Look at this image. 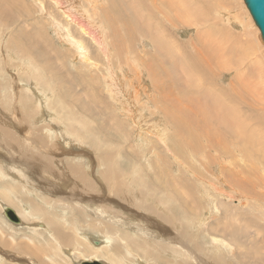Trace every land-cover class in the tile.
Wrapping results in <instances>:
<instances>
[{
	"label": "rangeland",
	"instance_id": "obj_1",
	"mask_svg": "<svg viewBox=\"0 0 264 264\" xmlns=\"http://www.w3.org/2000/svg\"><path fill=\"white\" fill-rule=\"evenodd\" d=\"M163 1L0 0V206L24 223L0 207V264H264V42L243 0ZM157 43L188 56L166 68ZM204 54L205 75L190 59ZM163 80L189 89L177 97L196 123L188 101L215 85L238 142L218 155L192 131L185 141L162 114V93L175 95ZM173 134L187 158L163 142Z\"/></svg>",
	"mask_w": 264,
	"mask_h": 264
},
{
	"label": "bare ground",
	"instance_id": "obj_2",
	"mask_svg": "<svg viewBox=\"0 0 264 264\" xmlns=\"http://www.w3.org/2000/svg\"><path fill=\"white\" fill-rule=\"evenodd\" d=\"M160 1H162L163 3H164V1L163 0H160ZM154 2H155V0H154ZM165 2H168V0H165ZM1 3H2V8H3V6H7L8 8L7 9H10V8H12L13 7V0H1ZM159 3V2H158ZM244 3V2H243ZM160 4V3H159ZM1 5V4H0ZM245 5V4H244ZM246 7V6H245ZM24 8V7H23ZM101 8V7H100ZM26 9V8H25ZM0 10H2V9H0ZM2 13V11H0V14ZM165 15V14H164ZM174 15V14H173ZM176 16V15H175ZM178 16V15H177ZM251 16V15H250ZM88 20L90 21V20H92V19H89L88 18ZM109 20V19H108ZM86 22V21H85ZM96 22V21H95ZM254 22V21H253ZM88 24H89V22H88ZM94 24V23H93ZM255 24V23H254ZM91 26V25H90ZM257 27V26H256ZM83 29V28H82ZM84 31V30H83ZM85 32V31H84ZM135 32V31H134ZM134 32H133V34H134ZM99 34V33H98ZM133 34L132 35H129V36H133ZM259 35H260V32H259ZM29 36V35H28ZM31 36V35H30ZM100 36V35H99ZM102 36V35H101ZM202 37V36H201ZM101 38H103V37H101ZM16 40V39H15ZM101 41H102V45H103V43H104V45H106V42H105V40L104 39H101ZM205 41V40H204ZM202 42V41H201ZM10 44V43H9ZM11 46V45H10ZM107 46V45H106ZM82 46L79 44L78 45V48H80L78 51H80V52H82L81 51V48ZM166 47H171V48H173V49H175L174 48V46L173 45H171V44H167V43H165V44H155V46H154V54H156V55H164L165 56V58H166V63H168L167 64V66H166V68L168 67V65L169 64H177V63H182V62H184V61H182L181 60V58H184V54H185V56L187 57L188 56V51L187 50H183L182 48H180V55H182V56H180L181 58H180V60H179V58H178V56L177 55H173V53H168V52H165V48ZM201 47V46H200ZM167 49V48H166ZM172 49V50H173ZM205 49V50H204ZM166 51H168V49L166 50ZM173 51H175V50H173ZM205 51H207L208 53H211V50L209 49L208 50V47L206 46V47H201V49L200 48H198L197 49V53H198V55L200 54V52H203V53H205ZM175 52H177V51H175ZM11 53V52H10ZM105 53V52H104ZM202 53V54H203ZM9 54V53H8ZM108 54V53H107ZM175 54V53H174ZM151 55V54H150ZM212 55V54H211ZM149 56V55H148ZM177 56V57H176ZM213 56V55H212ZM200 57H201V55L200 56H198L197 58L196 57H192V58H190L191 59V63H193L192 64V66L191 67H193V68H198L201 72H203L204 73V75L205 74H207V73H210L209 72V69L211 70V68H213V65L212 66H208V65H210V64H212L210 61H208L207 60V57L205 56V54L203 55V61H202V63H201V60H200ZM213 58H214V65H215V68L216 67H218V63L216 62V60H215V57L213 56ZM146 59H148V58H146ZM145 61H148V60H145ZM142 62H144V61H142ZM32 63V62H31ZM138 63V62H137ZM150 63V62H149ZM151 63H154V62H151ZM151 63H150V65H151ZM158 63H160V65L161 64H166V63H162V61L160 60ZM180 63V64H181ZM205 63H206V65H205ZM145 65H146V63H145ZM156 65V64H155ZM189 65V64H188ZM187 65V66H188ZM137 66V65H136ZM223 66V64L220 66V67H222ZM112 67V66H111ZM110 67V68H111ZM120 67V66H119ZM181 67V66H180ZM183 67H185V64L183 65ZM219 67V68H220ZM150 68H152L151 66H150ZM158 68L160 69V71L162 72V74L164 75V77H165V79H166V82H168L169 80H170V78H167V75H166V69H164L162 66H161V68L158 66ZM209 68V69H208ZM122 69V68H121ZM183 70V69H182ZM139 71H140V69H139ZM139 71H138V73H139ZM189 71V70H188ZM199 71V72H200ZM195 72V71H194ZM193 72V73H194ZM201 72H200V76H202L201 75ZM137 73V74H138ZM159 74V72H158V70L156 69L155 70V68H152L151 69V74ZM116 74V73H115ZM140 74V73H139ZM138 74V75H139ZM185 74L187 75V76H189L190 77V75H189V73L188 72H185ZM192 74V73H191ZM111 75V74H110ZM154 75H153V78H154ZM212 75V74H211ZM141 76H142V74H141ZM158 76V75H157ZM156 75H155V77H157ZM195 76V75H194ZM169 77V76H168ZM152 78V77H151ZM188 78V77H187ZM203 78V77H202ZM191 79V77L190 78H188V80H190ZM205 78H203V80H204ZM109 80H111V79H109ZM114 80V79H113ZM152 80V79H151ZM209 79H207V81H208ZM207 81H203L204 82V88H205V90H204V98L203 99H201L200 98V100L201 101H198L197 102V99H196V97H195V103H193L194 101H192V100H189L188 101V104H190V106H192V108H193V111H195V113H196V116H197V114L198 115H200L199 116V118H198V120H197V123H196V121H195V116L190 120L189 119V117H188V115H189V111L188 112H186L185 110H183L182 109V107H181V99H180V97H177V96H183L184 94L186 95L187 93H189V89L187 90V91H185L184 93H183V90H182V88L184 87V85H182V84H180V83H178V84H176L177 86L176 87H174V86H170V87H168L167 85H165V81L163 80L162 82H159V84L158 85H156V86H158L163 92H173V93H175V95H174V97L173 98H169V95H166L165 93H162L163 95H165V96H163V99H164V105L162 106L161 104V106H162V111L164 112V113H162V114H165V117H166V119L168 120V122H169V126H171V127H173L176 131L175 132H177V133H181V135H183V137L182 138H184V140L186 141V139L188 140V138H189V132L190 131H192V132H194L197 136H199L200 138H203L206 142H208L209 144H208V148H209V150H213V149H215V150H218L217 151V154L218 155H220L222 152H226L227 150L225 149V146H228V141L229 140H233V143H235V142H238V137H236L235 135H234V133L233 132H231L230 133V131H229V128L231 127V126H236V125H239V123H238V121H236V118H235V116L233 115V114H231V113H229L227 110H225L222 106H220L218 103H217V101L219 102V103H223L224 105H226V106H231L232 104L231 103H229L230 102V100H229V104L227 103H225L224 101L226 100H224L223 101V97H224V95H223V93L221 92V94L222 95H220V94H218V93H220V91H217L218 93H215V92H213V91H211V90H214L215 91V85L214 86H209V85H211L210 83H209V85H208V82ZM153 82V81H152ZM139 83H141V82H139ZM169 83H170V81H169ZM190 83H191V81H190ZM175 84V83H174ZM137 85H139V84H137ZM173 85V84H172ZM198 86H200L201 87V84L200 85H197V87ZM109 87H110V85H109ZM211 87V88H210ZM196 88V87H195ZM139 89V88H138ZM187 89V88H186ZM197 89V88H196ZM223 89V88H222ZM110 90V89H109ZM157 90V89H156ZM225 90H226V88H225ZM139 91V90H138ZM158 91V90H157ZM160 91V90H159ZM228 91H231V93H229ZM121 92V91H120ZM177 92H179L180 94H177ZM194 92V91H193ZM195 92H196V90H195ZM226 92H228L229 94H232V97L234 96V97H236L237 98V96H238V94H237V86L236 85H234V86H232V89L230 88L229 90L227 89V91H225L224 93H226ZM193 94H195V95H197V92L196 93H193ZM187 96H189V94L187 95ZM186 96V98H188ZM169 98V99H168ZM235 98V99H236ZM129 99V98H128ZM140 99V98H139ZM152 99V98H151ZM191 99V98H190ZM231 100H232V98H230ZM139 101V100H138ZM233 101V100H232ZM231 101V102H232ZM149 102V101H148ZM183 102V101H182ZM185 102V101H184ZM234 102V101H233ZM162 103H163V101H162ZM170 103V104H169ZM231 104V105H230ZM234 104V103H233ZM121 105V104H120ZM129 105V104H128ZM148 105V104H147ZM187 105V104H186ZM149 106V105H148ZM160 106V107H161ZM119 107V106H118ZM137 107V106H136ZM136 109V108H135ZM189 110V109H188ZM135 111V110H134ZM142 111V110H141ZM154 112H155V110H154ZM160 113H161V111H159ZM126 113H128V112H126ZM156 113V112H155ZM137 115V114H136ZM144 115V114H143ZM145 116V115H144ZM143 120V119H142ZM158 121V120H157ZM160 121V120H159ZM254 122V121H253ZM252 122V123H253ZM263 122H264V120H263ZM161 123V122H160ZM255 124V123H254ZM138 125V124H137ZM165 125V124H164ZM264 125V124H263ZM212 126H214L213 128H211ZM151 127V126H150ZM155 127V126H154ZM158 127V126H157ZM169 128V127H168ZM149 129V128H148ZM155 129V128H154ZM170 129V128H169ZM150 130H152V129H150ZM169 131V130H168ZM172 131V130H171ZM152 132V131H151ZM174 132V133H175ZM160 133V132H159ZM172 133V132H171ZM176 133V134H177ZM140 134H142V133H140ZM160 135H162L161 133H160ZM179 135V134H178ZM156 136V135H155ZM159 136V135H158ZM172 136V138H170ZM169 135V136H161V138H162V140H163V142L165 143V145H168V148L171 150V152L174 154L173 156H175V157H180V158H183V159H185V158H187V153L185 152V146L182 144V142H180V141H178L176 138V136H175V138L173 137L174 136V134L173 135ZM180 136V135H179ZM178 136V137H179ZM141 137V136H140ZM179 139V138H178ZM167 141V142H166ZM182 141V140H181ZM240 142H241V147L243 148L244 146H245V143L242 141V140H240ZM249 142V145L250 146H252L253 147V144L255 143V139H254V137L251 135V138H250V140L248 141ZM235 145V144H234ZM262 145V144H261ZM187 146V145H186ZM188 146H190V147H192L194 150L195 149H197L199 146L198 145H194L193 143H191V142H188ZM263 146H264V144H263ZM237 147H239L238 145H235V148H237ZM252 147H251V149H252ZM233 148V147H232ZM254 148V147H253ZM233 150V149H232ZM254 150V149H253ZM191 152V151H190ZM251 152H253V151H251ZM247 153V152H246ZM228 154V153H227ZM248 155V154H247ZM189 156V155H188ZM107 157V156H106ZM226 157V156H225ZM108 159V158H107ZM15 163V162H14ZM82 186V185H81ZM74 188V187H73ZM51 190V189H50ZM74 191V190H73ZM104 191V190H103ZM104 193V192H103ZM72 195H74V194H72ZM79 203H80V200H79ZM6 206H8L7 204H1V209H2V213H3V215H4V217H5V219L8 221V222H10V223H12V224H14V225H16V226H23L24 225V223H23V220H22V218L18 215V213L11 207V206H8L10 209H12V211L13 212H15L16 214H17V216L20 218V224H16L15 222H13L7 215H6V212H5V207ZM228 211V210H227ZM233 213V212H232ZM9 215V214H8ZM45 218H47V217H45ZM47 219H49V218H47ZM46 219V220H47ZM53 221V220H52ZM244 221V220H243ZM51 222V221H50ZM54 222V224H56L57 226H53V232L51 233V232H49L50 234H51V236H52V239L53 240H55L57 243H60V245L62 244H66V243H69V239H71V238H73V233H72V231L71 230H67L60 222H58L57 223V221H53ZM38 228L39 227H42V228H44L45 227V229L47 230L48 229V226L46 227L45 225H42V224H40V225H38L37 226ZM51 227V226H50ZM50 229V228H49ZM79 232V231H78ZM80 234V233H79ZM82 235V234H81ZM82 237H84L86 240H89L90 242H93V244L95 245L94 247H102V244H103V239H101L100 237L98 238V239H96V237L95 238H92V237H89V236H87L86 234L85 235H82ZM91 239H93V240H91ZM100 243H102L101 245H100ZM105 243V242H104ZM41 251H43L42 249H41ZM62 251H64V249L62 248ZM41 256V255H40ZM182 256V255H181ZM41 259V258H40ZM85 259H87V258H85ZM92 259H97V258H92ZM173 260V259H172ZM72 261V260H71ZM75 264H79V262H76Z\"/></svg>",
	"mask_w": 264,
	"mask_h": 264
},
{
	"label": "water",
	"instance_id": "obj_3",
	"mask_svg": "<svg viewBox=\"0 0 264 264\" xmlns=\"http://www.w3.org/2000/svg\"><path fill=\"white\" fill-rule=\"evenodd\" d=\"M252 20L257 26L260 37L264 42V0H243ZM6 215L16 224H20V218L15 212L12 211L8 206L5 208ZM9 214V215H8ZM79 264H107L99 259H85L79 262Z\"/></svg>",
	"mask_w": 264,
	"mask_h": 264
}]
</instances>
